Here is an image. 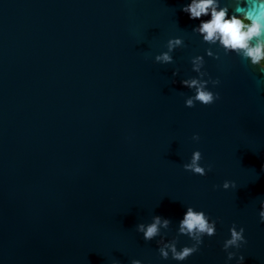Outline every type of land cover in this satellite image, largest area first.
Returning a JSON list of instances; mask_svg holds the SVG:
<instances>
[{
  "label": "water",
  "instance_id": "water-1",
  "mask_svg": "<svg viewBox=\"0 0 264 264\" xmlns=\"http://www.w3.org/2000/svg\"><path fill=\"white\" fill-rule=\"evenodd\" d=\"M187 3L0 0V264H264V73L205 42ZM175 37L174 62H156ZM196 55L219 99L187 107ZM196 150L203 176L183 168ZM189 206L215 234L164 259L193 243ZM156 215L171 223L146 241L136 226ZM233 225L247 243L229 261Z\"/></svg>",
  "mask_w": 264,
  "mask_h": 264
},
{
  "label": "clouds",
  "instance_id": "clouds-1",
  "mask_svg": "<svg viewBox=\"0 0 264 264\" xmlns=\"http://www.w3.org/2000/svg\"><path fill=\"white\" fill-rule=\"evenodd\" d=\"M181 11L188 14L190 19L200 20L193 31L202 35L205 42L216 43L223 46L226 51H234L243 63L250 62L252 66H259V70L264 73V0H232V11L228 3L222 4L221 0H190L182 6ZM210 16V19H202ZM183 46V38H170L166 43V51L155 56V61L160 64L173 63L171 53L174 49ZM211 55V52L208 53ZM192 70L199 74L198 77H191L181 81V83L194 91L193 95L185 99L187 107H194L197 102L203 105H211L217 99L219 94L209 89L211 83L213 87L219 84V79L205 80V75L201 72L204 64V58L201 55L191 57ZM176 73L174 72V75ZM192 139L199 141L198 134H194ZM201 152L196 150L192 153L190 162L184 163L183 168L194 174L205 175L206 168L201 165ZM212 165H207L210 171ZM234 181L225 180L222 187L229 189L235 188ZM260 221L264 222V201H261L259 211ZM171 221L156 215L150 223H140L136 226L138 232L143 233L146 241L153 240L161 235V229H167ZM215 221L209 219L204 211H197L193 207H187L183 218L179 221L178 234L188 236L193 243L191 246H183L178 250L177 240L169 241L162 244L158 251L162 258H171L176 261H184L189 256L199 250L203 243L205 235L212 236L215 234ZM244 228L237 229L235 225L230 228V238L226 239L223 244L227 252V259L230 261L236 255L234 252L227 251L229 248H240L246 244ZM244 257H238V264H243ZM111 264H120L118 260H113ZM131 264H141V261L135 259Z\"/></svg>",
  "mask_w": 264,
  "mask_h": 264
}]
</instances>
